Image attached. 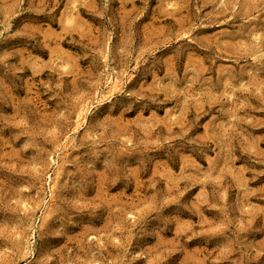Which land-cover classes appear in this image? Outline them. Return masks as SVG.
Returning <instances> with one entry per match:
<instances>
[{"label":"rangeland","instance_id":"374dc122","mask_svg":"<svg viewBox=\"0 0 264 264\" xmlns=\"http://www.w3.org/2000/svg\"><path fill=\"white\" fill-rule=\"evenodd\" d=\"M0 264H264V0H0Z\"/></svg>","mask_w":264,"mask_h":264},{"label":"bare ground","instance_id":"6f19581e","mask_svg":"<svg viewBox=\"0 0 264 264\" xmlns=\"http://www.w3.org/2000/svg\"><path fill=\"white\" fill-rule=\"evenodd\" d=\"M118 87V84L114 81L112 83V85L109 87V91H108V101L110 100V98L114 95V90Z\"/></svg>","mask_w":264,"mask_h":264}]
</instances>
